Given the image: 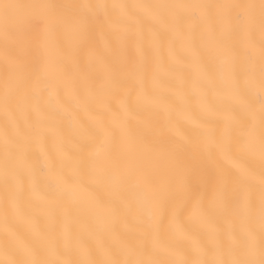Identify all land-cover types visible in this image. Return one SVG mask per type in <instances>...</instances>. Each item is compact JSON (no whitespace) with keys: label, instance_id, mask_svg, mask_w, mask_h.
I'll list each match as a JSON object with an SVG mask.
<instances>
[{"label":"snow or ice","instance_id":"1","mask_svg":"<svg viewBox=\"0 0 264 264\" xmlns=\"http://www.w3.org/2000/svg\"><path fill=\"white\" fill-rule=\"evenodd\" d=\"M0 48V264H264V0H0ZM65 88L89 129L58 132Z\"/></svg>","mask_w":264,"mask_h":264},{"label":"bare ground","instance_id":"2","mask_svg":"<svg viewBox=\"0 0 264 264\" xmlns=\"http://www.w3.org/2000/svg\"><path fill=\"white\" fill-rule=\"evenodd\" d=\"M20 2L24 3H29L33 2V0H20ZM48 2L52 3H69V2H78V0H48ZM128 2H135V0H128ZM243 2H251V3H259V0H243ZM104 38L102 37H96L93 42H92V47L96 48L98 51H103L104 49ZM177 47H179V44H177ZM82 56L85 55L84 53L81 54ZM171 59H175V57H172ZM66 70L71 73L72 68L71 65L66 66ZM5 71L4 67V53L2 48H0V78L3 77ZM193 77L196 75L195 72L192 73ZM76 96V93L71 89V88H65L60 92L59 95V107L62 112V116L60 117L61 120V128L58 130L59 133H64L67 134L69 128L71 125L75 124H81L83 125V128L85 130L89 129L92 118L94 116V111H84L82 109H78L75 107V101L74 97ZM211 99V98H210ZM128 103L131 107L133 108H139V110L144 114V115H150L152 114L155 110L153 109H146L142 105H137V101L135 98V94H133L131 97L128 99ZM112 107L113 110L116 109V101H112ZM93 109L95 110H101L102 109V103L100 101H97L93 104ZM199 106L193 101L192 103V111L191 115L197 116L199 115ZM123 116V114H121ZM35 118V117H34ZM155 119L159 121L164 120L163 115H156L154 116ZM174 119H179V122L182 127L188 128L191 125L187 123V120L185 118H176ZM4 123V113L3 110L0 109V127H2ZM132 126H135L136 121H130ZM175 137V133H169L168 134V139H172ZM58 141V135L54 134L53 132L49 131L42 139L33 146L32 153H31V158L33 160H36L39 158V164L45 163V156L48 154H51L57 161L62 159L63 154L59 151H57L54 147V145L57 144ZM0 142H2V137H0ZM163 156H152L148 160L145 161L146 166L147 165H152L156 163H162L163 162ZM218 163L224 167V168H229L231 165L229 162L224 161V160H218ZM72 170L71 169H65V173L67 175H71ZM193 184H198L199 183V178L198 177H193L192 180ZM80 196L82 199L87 200L89 193L88 191H84L80 193ZM46 197V187L44 185H41L40 187L37 188L36 192L32 194V197L30 201L26 202L25 207L26 209H35L38 208L43 200ZM207 204V200L205 201ZM192 211V204L190 203L188 208H186L182 214V219L187 220L190 213ZM36 223L40 226L43 227L44 224L46 223L44 218H39ZM30 224L25 222L23 218L20 219L18 223L17 230L20 233L21 237H25L27 233L30 230ZM121 230H123L124 226L121 225ZM5 225L3 222L2 217H0V239L3 238V233H4ZM3 256L0 254V259H2Z\"/></svg>","mask_w":264,"mask_h":264}]
</instances>
